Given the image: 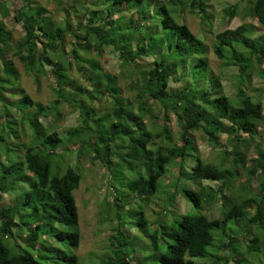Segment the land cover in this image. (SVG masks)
I'll return each mask as SVG.
<instances>
[{
  "label": "trees",
  "instance_id": "trees-1",
  "mask_svg": "<svg viewBox=\"0 0 264 264\" xmlns=\"http://www.w3.org/2000/svg\"><path fill=\"white\" fill-rule=\"evenodd\" d=\"M46 2L54 4L60 19L31 0H0V18L11 16L22 31L13 41L0 22V58H17L37 90L41 77H48L55 95L53 110L37 105L31 111V98L22 89L14 90L18 99L13 105L21 114L15 124L3 92L17 84L21 74L12 68L13 61H3L0 201L5 194L14 197L10 205L0 206V264H80L73 193L82 175L66 164L61 152L72 145L78 157L89 159V167L99 163L107 169L110 181L119 174L120 183L108 185L112 200L103 202L107 215L116 211L111 220L107 217L109 228L102 238L106 255L96 258V264L136 263L126 252L129 233L115 219L137 197H147L148 203L157 194V204L167 210L177 194L197 210L173 216L168 226L153 221L165 231L147 236L156 251L161 239L166 242L157 264H196L195 259L205 260L203 264H242L239 242L246 245L241 247L243 255L255 252L257 235H228L208 248L213 246V232L232 220H244L247 232L252 226L264 227V0H239L223 8L225 16L242 14L256 23L214 36L209 0ZM185 12L199 18L201 37L179 20ZM208 48L221 67H232L225 76L231 81L228 93L221 84L222 70L209 67ZM107 49L118 57L117 73L102 65ZM254 77L263 85L251 88ZM172 81L180 84L176 90L170 87ZM247 90L261 97L254 99ZM106 103L108 112L96 108ZM65 104L78 112V125L62 138L56 128ZM52 111L48 131L39 118ZM196 133L221 151L219 162L201 157ZM28 134L29 141L20 140ZM220 135L230 148L221 150ZM250 150L256 156L249 161ZM129 174L135 177L128 179ZM253 179L254 193L248 188ZM216 204L218 216L208 218L205 212ZM135 214L141 231L153 225L142 210Z\"/></svg>",
  "mask_w": 264,
  "mask_h": 264
},
{
  "label": "rangeland",
  "instance_id": "rangeland-1",
  "mask_svg": "<svg viewBox=\"0 0 264 264\" xmlns=\"http://www.w3.org/2000/svg\"><path fill=\"white\" fill-rule=\"evenodd\" d=\"M17 1V0H16ZM163 1V0H161ZM239 0H209L208 4L210 5V11L212 14V25H211V34L214 36L215 34L224 31L226 29H234L235 27L239 26L240 24H251L256 23L254 19L246 16L243 17L242 14H239L235 17H228L222 13L223 8L229 7ZM15 2V1H14ZM32 4H41L43 5L48 12H52L50 16L55 19H60L62 17L61 13L54 11V4L47 3L46 0H31ZM182 23L186 24L187 27L193 32L201 37L202 32L200 30V20L196 15L190 14L189 12H185L184 15L179 19ZM6 25V29L10 32L12 40L16 41L21 38L22 31L14 19L11 16H8L4 20L0 18V22ZM207 62L209 67L214 71L217 72L221 69V73H224V76L221 78L222 87H224L225 93L229 92L230 89V79L225 77L230 74L232 71V67H221L222 63L219 61L213 54L212 49L208 48L207 53ZM13 61L12 68L16 71H19L21 74L20 79H18V83L15 85H9L7 89L4 90L3 94L6 98V103L9 104V114L12 116L10 119L17 124L18 119L20 117V112L16 109L13 105L14 101H17V94H14V90L22 89L26 95H28L31 100L34 102L35 106H31V111H34L37 105H41L43 107L48 108L49 110H53V100L55 99V95L51 91V87H53V82L48 80V77L42 76L40 79V85L37 88L34 85L33 79L31 76L26 75L24 72L22 64L18 61L17 58H12V56L6 55L0 58V69L2 68L3 61ZM142 64H148L146 60H142ZM102 65L106 68V70L110 71L111 73H117L119 70V60L116 53L112 52L111 50L107 49L104 54V61ZM226 78V80H224ZM126 82V81H125ZM251 88H258L263 85V83L257 78L254 77L252 81ZM179 83L172 81L170 83V87L173 90L179 86ZM124 92L128 94V89L124 86ZM247 92L253 96L254 99L261 97L258 95L257 92L254 90H247ZM126 97V96H125ZM262 103L264 105V97H262ZM110 107V103L101 104L100 106H96L97 109H100L101 112H108ZM30 110V109H29ZM61 121L57 126L56 130L60 137L66 138V130L73 129L78 125V112H71L70 108L65 104L63 105L61 111ZM53 121V111L50 115L45 118H39V122L42 123L44 127L50 131L52 127ZM31 136L28 134L24 138L22 137L20 140L27 142L29 141ZM194 139L198 150L200 152L201 157L205 161H217L222 157L221 151H218L216 148L210 147L206 140L199 134L196 133L194 135ZM75 146H68L61 152L65 153L66 164L69 165L71 168H76L80 171L82 175V180L79 184V187L76 191H74V199L77 207L78 213V228L80 232V242L76 248V254L80 257V264H96V258L100 259L106 255V249L102 242L103 234L105 231L108 230V218L111 220L115 214V209L112 211V215H107L106 211L108 209L103 208V202L105 200L111 201L112 197L109 194L110 188L108 185L113 182L115 186L120 183L119 174L116 175L115 180L110 181V177L106 174L108 173L107 169L101 167V165L95 164L91 167L88 165V158H80L78 157L75 150H73ZM220 148L221 150H225L230 148L229 144L226 141L225 135H220ZM73 150L72 155H68L70 152L69 150ZM68 153V154H67ZM221 156V157H220ZM256 156V153L253 150H250L248 153L247 160H252ZM188 165H191V162H188ZM189 169V166H187ZM174 173V169L171 170L170 175L172 176ZM244 176V174L242 175ZM113 177V176H112ZM135 176L129 174L128 179H132ZM164 181V178L161 180ZM160 183V184H161ZM241 181L239 182V184ZM257 182L256 179H253L249 183L250 191L253 193L256 191ZM191 187V186H189ZM13 194H5L0 201V206H8L11 204L13 200ZM128 198V197H127ZM147 199V197H144ZM141 199L137 197V200L130 203L129 207H126L127 211H121L122 215L119 219H115L119 221V225L123 222V226L128 236V243L130 244L127 251L129 253V257L131 259H135V264H157L156 257H158L161 253L165 250L164 240L159 241V247L156 251L153 249L152 244L150 242V236L153 234L155 230H158L159 233H163V228H158L159 223L163 224L165 221L167 222V226L173 221L175 216L176 218L182 216L184 214H194L197 212L196 208L191 204L188 203L181 194H177L175 202L171 203V207L165 209L161 205L157 203L160 201V197L157 194L156 196L150 198L148 203H144L147 200ZM130 200V199H128ZM102 209V210H101ZM140 210L145 212V218L147 222L152 223L153 225L150 226L147 230L141 231L138 226H136V220L138 218V213ZM218 205L216 204L208 211L205 212L208 218H213L218 216ZM105 212V213H104ZM160 214L158 217L154 214ZM162 212H164L162 214ZM108 217V218H107ZM157 218V221L160 219L158 225H155L153 221ZM162 218V220H161ZM169 223V224H168ZM117 227V225H115ZM129 229V230H127ZM225 231V232H223ZM220 234V236H219ZM248 234L250 238L257 235L260 238V242L257 243L255 252H251L248 254L242 253L241 247L243 243L239 242L238 246L240 247V260H242V264H264V227H255L252 226L249 228V232L246 231L245 221L241 220L238 224L235 220H232L230 223L227 224L225 227H221L216 232H213L214 241L213 246L208 248V251L212 250L214 246H217L220 242L219 240L224 237L227 238L228 235L230 236H237L241 237V235ZM149 238H148V237ZM168 240L165 238V241ZM248 244V243H247ZM245 245V244H244ZM243 245V247H244ZM246 246V245H245ZM238 248V247H237ZM248 248V247H247ZM249 249V248H248ZM108 253V252H107ZM134 261V260H133ZM205 260L195 259L196 264H203Z\"/></svg>",
  "mask_w": 264,
  "mask_h": 264
}]
</instances>
